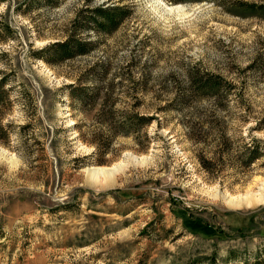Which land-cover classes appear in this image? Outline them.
<instances>
[{"label": "rangeland", "instance_id": "374dc122", "mask_svg": "<svg viewBox=\"0 0 264 264\" xmlns=\"http://www.w3.org/2000/svg\"><path fill=\"white\" fill-rule=\"evenodd\" d=\"M57 1L0 0L14 32L0 41L13 85L4 120L13 125L0 142V264H205L212 254L217 264H264V203L228 200L264 194V10L240 5L264 0ZM116 4L128 17L112 33H84L95 42L88 54L53 65L33 55L63 39L82 8ZM100 61L93 75L114 107L151 118L129 135L109 137L101 97L68 96ZM188 70L231 86L181 109ZM95 140L108 150L94 151ZM251 147L261 156L247 163Z\"/></svg>", "mask_w": 264, "mask_h": 264}, {"label": "trees", "instance_id": "16d2710c", "mask_svg": "<svg viewBox=\"0 0 264 264\" xmlns=\"http://www.w3.org/2000/svg\"><path fill=\"white\" fill-rule=\"evenodd\" d=\"M34 1L35 0H29ZM43 3H48L51 6H57L59 1L57 0H42ZM183 1V0H178ZM217 3L222 2L216 0ZM238 4V3H237ZM242 7L248 9L249 13H255L257 9L264 10V4H256L253 2L240 3ZM37 6V5H36ZM31 7L29 6L27 10ZM127 5L116 4V5H97V6H86L78 11L71 21L70 28L66 31L63 39L49 43L36 52L33 53L35 57L41 58L48 64H59L65 60L72 59L77 56L85 55L91 52L95 47V42L90 37H86L83 34L88 33L90 29L95 30L98 33H112L116 30L119 25L128 17ZM6 37H14V32L6 22L0 21V41L5 40ZM257 59L254 58L250 67H254L257 70ZM102 62H95L87 70L91 72H85L82 74V78L76 82L70 83L68 87V96L76 104L87 103L91 99V105L101 97L102 102L100 104V114L104 117L100 120V124L109 127V137L111 139L118 135H129L131 134L130 127L135 121H139L142 125H147L151 118L146 114H127L124 115L118 111L112 103L111 93L109 91L100 88V81L97 80L96 76L93 75L95 68L102 66ZM9 78L8 73L4 69L0 68V142H6L10 137V127L13 125L8 119L5 120L7 112L10 110L13 102L12 96V82ZM187 89L184 92L176 93V101L181 104V109L187 107L189 101H185L186 97L194 96L197 94L201 97L212 99L221 98L222 93L220 92L222 82H225L228 87L231 86L222 76L216 74H210L209 72H203L201 75L196 71L188 70L187 72ZM86 83H90V86ZM96 84V85H93ZM225 84V85H226ZM203 89V90H201ZM182 96V97H181ZM34 103V102H33ZM106 110V111H105ZM109 117L105 116L106 114ZM118 118V119H115ZM27 122L18 124L20 129L28 128ZM108 140V138H107ZM110 142V138H109ZM94 151H100L101 154L108 150L107 147H101L99 141L94 142ZM255 147L249 149L247 156V163L253 162L255 159L261 156ZM205 264H217V258L214 254L203 258ZM189 264H193L190 262ZM243 264H248L245 262ZM251 264H261L255 261Z\"/></svg>", "mask_w": 264, "mask_h": 264}, {"label": "bare ground", "instance_id": "6f19581e", "mask_svg": "<svg viewBox=\"0 0 264 264\" xmlns=\"http://www.w3.org/2000/svg\"><path fill=\"white\" fill-rule=\"evenodd\" d=\"M95 173L99 175L100 173H102V171H95ZM251 193L252 192L246 193L244 196H241L240 199L237 197H230L228 198V200L230 199L229 204L237 207H240L245 204L247 205V207H252L254 203H264L263 193H259L257 195L255 194V196L251 195Z\"/></svg>", "mask_w": 264, "mask_h": 264}]
</instances>
